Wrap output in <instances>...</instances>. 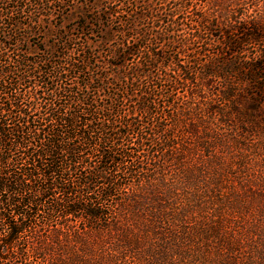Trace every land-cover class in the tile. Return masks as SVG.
I'll return each mask as SVG.
<instances>
[{
  "label": "rangeland",
  "instance_id": "rangeland-1",
  "mask_svg": "<svg viewBox=\"0 0 264 264\" xmlns=\"http://www.w3.org/2000/svg\"><path fill=\"white\" fill-rule=\"evenodd\" d=\"M76 1L83 5L81 14L74 12L71 20H64L67 28H73L84 15L86 3L96 10L104 6L103 0ZM161 1L152 0L151 5L160 4L161 19L165 20L160 27L164 28L174 8L170 7L173 4L162 6ZM187 1L188 9L177 10L182 23L178 36L181 42L167 50L194 73L186 76L177 65H159L140 86L121 90L122 96L132 91L137 94L126 103L129 109L138 111L130 118L134 126L117 144L131 154L116 172L121 175L119 182H128L132 199L126 197L120 202L107 228L99 231L79 225L81 240L42 244V249L48 248L47 254L40 250L31 253V264H264V103L248 94L246 78L247 62L259 57L264 46L262 41L248 40L238 50L218 40H245L246 29L242 32L237 28L244 22L256 21L264 28V0ZM116 4L124 5L122 0ZM131 8L135 6L127 9ZM148 22L152 20L147 18L140 25ZM54 27L45 18L39 27L29 30L21 44L22 55L37 60L59 54L55 45H59L61 36ZM103 27V31L95 30L85 38L92 43V53L99 56L96 60H102L100 65L113 77L119 69L114 66L117 60L111 51L106 50L109 43H99L108 25ZM82 40H75L79 43L66 49V55L81 58L85 53H80ZM84 44L88 55L91 49ZM225 61L230 65L222 64ZM66 63L61 65H72ZM73 65L83 64L76 61ZM130 66L131 62L126 64L127 71ZM213 67L228 68L221 76L206 74ZM21 90L27 96L31 94L26 86ZM144 91L155 98L152 115L138 110V99ZM42 95L40 100L49 96L46 90ZM118 119L125 122L122 117ZM83 156L88 162L95 161V157ZM129 169L137 170L134 176ZM45 218L46 213L39 210L34 229L51 234ZM74 228L62 233L70 235Z\"/></svg>",
  "mask_w": 264,
  "mask_h": 264
},
{
  "label": "trees",
  "instance_id": "trees-1",
  "mask_svg": "<svg viewBox=\"0 0 264 264\" xmlns=\"http://www.w3.org/2000/svg\"><path fill=\"white\" fill-rule=\"evenodd\" d=\"M103 1L104 6L98 10L86 3L84 15L73 28H67L64 20H71L74 12L81 14L83 5L76 0H0V264H31V253L40 250L47 254L48 248L42 249V244L80 239L79 225L99 231L107 228L120 202L131 198L128 182H119L121 175L116 172L131 154L117 144L129 136L134 126L130 118L138 111L129 109L126 103L136 99L137 94L132 91L122 96L121 90L140 86L159 65H177L186 76L194 73L192 67L183 66L167 50L181 42L178 36L182 23L177 19V10L188 9L187 0L161 1L162 6L173 4L170 7L174 8L164 28L160 27L165 22L160 15L162 8L160 4L153 7L152 0L142 4L141 0H122V7L116 4L121 0ZM130 5L135 8L127 9ZM142 6L147 7L145 11L137 10ZM60 15L61 21L55 24ZM45 18L61 36L59 45H55L59 54L31 60L22 55L21 44L29 30L39 27ZM147 18L152 22L141 26ZM106 24V36L99 43H109L106 50L117 60L114 66L119 71L113 77L100 65L102 60H96L99 56L92 53V43L85 38L95 30L103 31ZM199 24L205 27L203 20ZM237 28L242 32L246 29L245 40L240 37L241 40L222 42L217 37L219 42L238 50L248 40L262 41L264 46V28L256 21L244 22ZM221 36L223 39V31ZM80 39H85L80 43L83 56L76 59L66 55V49ZM84 43L91 49L88 55ZM76 61L83 65H73ZM31 62L35 65H29ZM63 62L72 65H61ZM129 62L132 66L127 71ZM247 63V92L264 103V50ZM222 64L230 65L226 61ZM227 68L213 67L206 74L221 76ZM22 86L31 92L29 96ZM44 90L49 96L40 100ZM138 100L140 113L152 115V93L144 91ZM83 154L95 157V161L84 160ZM127 171L134 176L137 170ZM124 193L127 196L122 197ZM39 210L46 213L44 222L51 225V234L34 229ZM71 227H76L74 233H62Z\"/></svg>",
  "mask_w": 264,
  "mask_h": 264
}]
</instances>
